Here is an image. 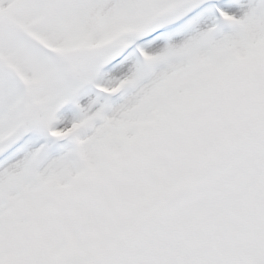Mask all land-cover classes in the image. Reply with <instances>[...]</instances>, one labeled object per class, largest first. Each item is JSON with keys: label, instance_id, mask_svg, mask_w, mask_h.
I'll list each match as a JSON object with an SVG mask.
<instances>
[{"label": "snow or ice", "instance_id": "obj_1", "mask_svg": "<svg viewBox=\"0 0 264 264\" xmlns=\"http://www.w3.org/2000/svg\"><path fill=\"white\" fill-rule=\"evenodd\" d=\"M0 264H264V0H0Z\"/></svg>", "mask_w": 264, "mask_h": 264}]
</instances>
